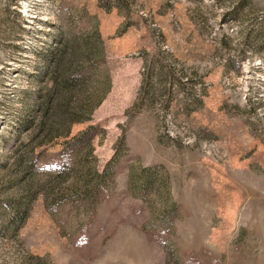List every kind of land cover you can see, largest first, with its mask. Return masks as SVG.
I'll list each match as a JSON object with an SVG mask.
<instances>
[{
    "label": "rangeland",
    "instance_id": "374dc122",
    "mask_svg": "<svg viewBox=\"0 0 264 264\" xmlns=\"http://www.w3.org/2000/svg\"><path fill=\"white\" fill-rule=\"evenodd\" d=\"M0 264H264V0H0Z\"/></svg>",
    "mask_w": 264,
    "mask_h": 264
},
{
    "label": "trees",
    "instance_id": "16d2710c",
    "mask_svg": "<svg viewBox=\"0 0 264 264\" xmlns=\"http://www.w3.org/2000/svg\"><path fill=\"white\" fill-rule=\"evenodd\" d=\"M53 62L54 63H57V58L56 57H54V60H53ZM75 78L74 77H72L71 79H68L69 81H71L72 82V80H74ZM51 101H52V99L49 97V99H46V103L44 104V105H42V107H41V105H39L38 106V114H39V111H43L44 112V109L45 108H47L48 106H49V104L51 103ZM48 102H50V103H48ZM46 106V107H45ZM44 115H42V117H43ZM79 120H81V118L80 117H76V118H74L73 119V121H79ZM40 123V122H39ZM42 125V123H40V124H38V127H40Z\"/></svg>",
    "mask_w": 264,
    "mask_h": 264
}]
</instances>
